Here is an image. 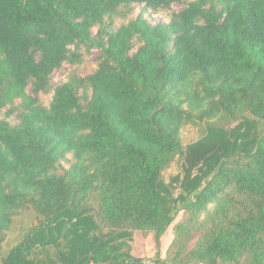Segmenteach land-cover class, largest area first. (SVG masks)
Here are the masks:
<instances>
[{
	"label": "trees",
	"instance_id": "1",
	"mask_svg": "<svg viewBox=\"0 0 264 264\" xmlns=\"http://www.w3.org/2000/svg\"><path fill=\"white\" fill-rule=\"evenodd\" d=\"M178 1L0 0V249L35 220L0 264H142L132 233L158 249L179 212L155 264H264V0L143 16ZM94 48L92 72L52 85Z\"/></svg>",
	"mask_w": 264,
	"mask_h": 264
},
{
	"label": "rangeland",
	"instance_id": "2",
	"mask_svg": "<svg viewBox=\"0 0 264 264\" xmlns=\"http://www.w3.org/2000/svg\"><path fill=\"white\" fill-rule=\"evenodd\" d=\"M191 0H180L173 2L169 9H160L157 11L147 10L143 16L152 23L168 22L170 15L174 12L180 11ZM141 10V6L137 5L132 14L136 17ZM122 22L118 19L115 23L116 27ZM97 27L92 29L93 34L96 33ZM100 55V49H92L85 53L83 60L78 64L64 63L60 68L53 71L50 76L53 86L64 82L68 75L75 72L80 75H86L96 68L97 58ZM29 91V89H28ZM52 97V93L40 94V100L43 104L48 105ZM206 132V124H186L181 130L182 144H187L199 139ZM181 172V158L176 155L172 162L166 166L162 172L163 180L168 183L172 176ZM178 188L174 194L178 193ZM94 207L97 206L95 201H91ZM182 212H179L174 222L167 228L165 233L161 236L160 247L157 249L151 232L134 231L132 233L130 244L132 246V254L134 257L141 259L142 264H155L157 259L164 258L166 248L173 236V226L181 218ZM34 214L31 211L24 212L21 216L14 219L11 228L5 233V238L1 243L0 258L5 256L9 249L18 244L23 239V233L27 231L28 227L34 222Z\"/></svg>",
	"mask_w": 264,
	"mask_h": 264
}]
</instances>
